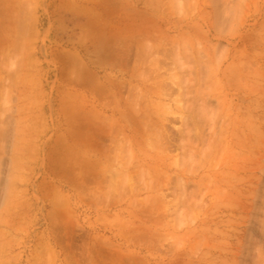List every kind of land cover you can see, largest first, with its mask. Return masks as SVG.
Listing matches in <instances>:
<instances>
[{"label": "rangeland", "instance_id": "rangeland-1", "mask_svg": "<svg viewBox=\"0 0 264 264\" xmlns=\"http://www.w3.org/2000/svg\"><path fill=\"white\" fill-rule=\"evenodd\" d=\"M0 133V264H264V0H0Z\"/></svg>", "mask_w": 264, "mask_h": 264}, {"label": "bare ground", "instance_id": "bare-ground-1", "mask_svg": "<svg viewBox=\"0 0 264 264\" xmlns=\"http://www.w3.org/2000/svg\"><path fill=\"white\" fill-rule=\"evenodd\" d=\"M17 37H18V36H17ZM14 44L16 45V43H14ZM14 44H13V45H14ZM15 45H14V46H15ZM13 48H14V47H13ZM14 51H15V50H14ZM125 110H126V108H125ZM136 111H138V110L136 109L135 112H136ZM122 112H123V113H122ZM122 112H121L120 114H124V111H122ZM126 112H127V111H126ZM126 112H125V113H126ZM139 112H141V111L139 110ZM94 113H96V112H94ZM137 113H138V112H137ZM93 115H94V114H92V116H93ZM126 115H127V114H126ZM141 115H142V114H141ZM141 115H140V116H141ZM124 116H125V114H124ZM96 117H97V116H96ZM142 117H143V116H142ZM139 118H140V117H139ZM144 118H145V116H144ZM92 119H93V117H92ZM94 119L97 120V119L95 118V115H94ZM90 120H91V119H90ZM144 121H145V120H144ZM146 121H147V120H146ZM187 121H188V119H187ZM192 121H193V120H191V122H192ZM90 123H91V125L89 124V125H90V130H89V131H90V137H91V139H92V142H91V143H93V141H96V142H97V140H94V139H96V138L98 137V136H96L97 134H100V133H96V130H99V129H97V128H98V127H97L98 125H95V123H94L93 120H92ZM150 123H152V122H150ZM154 123H155V122H154ZM8 124H9V123H8ZM97 124H98V123H97ZM129 124H130V123H129ZM188 124L190 125V121H188ZM193 124H194V123H193ZM125 125H126V124H125ZM130 125H131V124H130ZM99 127H101V126H99ZM144 127H145V125H144ZM196 127H197V126L194 125V127L191 128V131H194V133L190 134L191 137H192V138L190 137L191 139H196L197 136H198V134H199V133L196 131V129H197ZM101 128H103V127H101ZM135 128H136V127H135ZM195 128H196V129H195ZM4 129H7V128H4ZM8 129H11V128L8 127ZM2 130H3V129H2ZM128 130H129V129H128ZM104 131H105V129H104ZM106 131H108V130H106ZM135 131H136V130H135ZM5 132H6V131H4V134H3L5 138H4L3 136L1 137V138H2L1 140H4V141H5L6 138L8 139V135H10V134H9V133H10L9 130L7 131V132H9L8 134L5 133ZM98 132H99V131H98ZM109 132H110V131H108V133H109ZM147 132H148V131H146V134H147ZM133 133H134V132H133ZM136 133H137V131H136ZM148 133H149V132H148ZM154 133H155V131H154ZM157 133H158V132H157ZM0 134H1V133H0ZM88 135H89V134H88ZM101 135H102V134H101ZM101 135H100V136H101ZM137 135H138V134H137ZM134 136H136V135H134ZM110 137H111V135H110ZM137 137H138V136H137ZM3 138H4V139H3ZM107 138H108V137H107ZM135 138H136V137H135ZM105 139H106V138H105ZM131 140H132V139H131ZM131 140H130V141H131ZM136 140H137V139H136ZM1 142H3V141H1ZM88 142H89V141H88ZM96 142H95V144H94V143H93V144H94L95 147L97 148V146H96ZM101 142H102V141H101ZM103 142H104V141H103ZM3 144H4V143H3ZM103 144H105V143H103ZM137 144H138V143H137ZM90 145H91V144H90ZM100 145H101V144H100ZM135 146H136L135 142H134V141H133V142L131 141V148H132V151H133V149H135ZM138 146H139V144H138ZM3 147H6L5 144L3 145ZM98 147H99V146H98ZM103 147H105V146H103ZM6 148H7V147H6ZM6 148H5V150H6ZM90 148H92V146H91ZM131 148H130V149H131ZM0 149H1V148H0ZM3 149H4V148H3ZM92 149H93V148H92ZM98 149H99V148H98ZM104 149H105V148H104ZM7 150H9V149H7ZM99 150H100V149H99ZM94 151H95V150H94ZM94 151L92 150V152H94ZM102 151H106V150H102ZM102 151H101V152H102ZM107 151H108V150H107ZM132 151H131V152H132ZM96 153H97L96 151H95V153H93V154H95L94 157H97V156H96ZM0 154H1V153H0ZM134 154H135V152H133V154H132V155H133L132 158L134 157ZM148 156H149V155H148ZM1 157L3 158V156H1ZM1 157H0V158H1ZM94 157H93V158H94ZM2 158L0 159L1 161L4 160V158H3V159H2ZM145 158H147V156H146ZM100 159H101V157H100ZM147 159H148V158H147ZM92 160H93V159H92ZM1 161H0V162H1ZM8 161H9V160H8ZM8 161L5 162V160H4V162H5L6 164H8ZM93 162H95V161H93ZM6 164H5V165H6ZM92 171H93V170H92Z\"/></svg>", "mask_w": 264, "mask_h": 264}]
</instances>
